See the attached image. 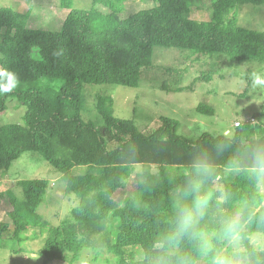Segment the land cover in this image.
<instances>
[{
  "label": "trees",
  "instance_id": "16d2710c",
  "mask_svg": "<svg viewBox=\"0 0 264 264\" xmlns=\"http://www.w3.org/2000/svg\"><path fill=\"white\" fill-rule=\"evenodd\" d=\"M126 1L92 0L90 9L77 10L73 0H58L70 11L59 31L30 28V11L0 8V69L15 72L19 80L11 93L0 94V115L10 100L26 107L22 124L0 128V178L23 154L37 152L63 175L67 193L80 201L70 219L53 227L38 213L49 181H19L22 198L11 190L0 192V202L11 207V223L1 224L0 240L5 234L21 246L29 230L37 229L46 235L43 264H75L85 249H107L117 264L195 255L191 241L170 249L166 240L175 226L173 196L184 186L193 159L206 157L215 174L205 185L212 208L202 227L215 231L223 218H237L246 249L239 254L243 264H264V251L250 239L264 234V195L245 170L253 150L264 146V105L255 123L242 122L227 135L203 133L195 141L180 136V123L165 117L154 131L141 132L134 120L115 117L108 95L97 97L102 129L82 115L85 85L139 88L156 47L264 64V31L244 28L238 20L239 7L264 6V0H211L209 22L190 18L193 0H155L153 8L121 19ZM197 112L215 115L203 103ZM233 161L238 167H232ZM137 166L144 172L137 173ZM152 166L158 168L156 174ZM75 169L84 171L73 174ZM132 176L133 190L128 185Z\"/></svg>",
  "mask_w": 264,
  "mask_h": 264
},
{
  "label": "rangeland",
  "instance_id": "374dc122",
  "mask_svg": "<svg viewBox=\"0 0 264 264\" xmlns=\"http://www.w3.org/2000/svg\"><path fill=\"white\" fill-rule=\"evenodd\" d=\"M156 5L155 0H127L121 19L132 14L149 10ZM7 7L17 12L30 11L28 26L32 29L59 31L70 13L63 10L58 0H0V8ZM92 0H73V9L88 10ZM211 0H193L191 6L192 20L209 22L212 20ZM239 25L254 31H264V6L246 4L238 8ZM251 71L264 72V64L234 62L226 56L195 54L179 48L156 47L152 67L142 73L139 88L112 85H85L83 88L85 121H92L102 129L103 119L96 112L98 94L108 95L114 100L115 117L134 120L141 132L157 129L162 117L178 121L177 133L189 140H197L203 133L213 135L231 134L236 122L250 119L258 121L255 115L264 105V94L256 95L249 91L248 78ZM203 77H211L205 81ZM206 104L215 110L214 116L201 115L197 112L200 104ZM26 107L18 100H10L5 114L0 115V128L11 124H22ZM145 168L137 166L136 172ZM156 174L158 168L151 167ZM75 169L73 174L83 173ZM48 180L49 187L38 213L48 221L50 226H59L70 219L72 211L79 206V199L66 191L67 181L61 173L46 162L37 152H27L14 161L8 173L0 178V192L11 190L22 198V190L17 183L22 180ZM128 185L135 189V176ZM264 195V189H261ZM11 207L7 201L0 202V226L11 223L8 212ZM28 241L21 246L11 242L3 234L0 240V264H43L40 255L46 235H40L37 229L26 234ZM251 242L257 250L264 251V234H253ZM22 249V250H20ZM239 255L246 251L238 236L229 252ZM143 256L136 251V259ZM49 264H69L66 261H53ZM75 264H117L116 257L107 249H85ZM201 264H205L201 261Z\"/></svg>",
  "mask_w": 264,
  "mask_h": 264
},
{
  "label": "clouds",
  "instance_id": "9594fccd",
  "mask_svg": "<svg viewBox=\"0 0 264 264\" xmlns=\"http://www.w3.org/2000/svg\"><path fill=\"white\" fill-rule=\"evenodd\" d=\"M19 85L15 72L0 69V94H8ZM249 91L256 96L264 94V72L251 71L248 78ZM232 167H238L236 161ZM245 170L250 174L257 187L264 189V146H259L250 155ZM215 174L214 165L206 157L193 159L186 170V182L173 196L174 229L168 235L166 245L176 248L185 239L192 242L195 255H178L173 260L169 256L159 255L153 264H243L239 255L228 251L240 234L241 225L235 217L222 219L218 230L210 231L202 227V222L212 208V196L205 191V185Z\"/></svg>",
  "mask_w": 264,
  "mask_h": 264
},
{
  "label": "built area",
  "instance_id": "2783aa9c",
  "mask_svg": "<svg viewBox=\"0 0 264 264\" xmlns=\"http://www.w3.org/2000/svg\"><path fill=\"white\" fill-rule=\"evenodd\" d=\"M247 122L255 123L256 121H255L254 119H250V120H248ZM240 124H241V122H236V123H235V127H239Z\"/></svg>",
  "mask_w": 264,
  "mask_h": 264
}]
</instances>
